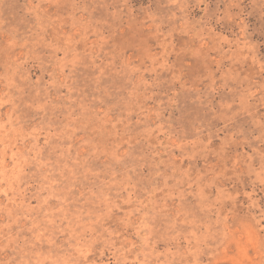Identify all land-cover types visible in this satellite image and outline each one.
Returning a JSON list of instances; mask_svg holds the SVG:
<instances>
[{"label":"rangeland","instance_id":"rangeland-1","mask_svg":"<svg viewBox=\"0 0 264 264\" xmlns=\"http://www.w3.org/2000/svg\"><path fill=\"white\" fill-rule=\"evenodd\" d=\"M0 264H264V0H0Z\"/></svg>","mask_w":264,"mask_h":264}]
</instances>
